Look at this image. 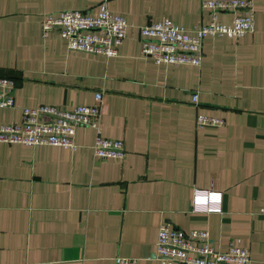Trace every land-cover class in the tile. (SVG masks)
<instances>
[{"label": "crops", "instance_id": "crops-1", "mask_svg": "<svg viewBox=\"0 0 264 264\" xmlns=\"http://www.w3.org/2000/svg\"><path fill=\"white\" fill-rule=\"evenodd\" d=\"M99 1L0 0V74L14 80L0 123L22 106L91 104L99 90L98 133L124 147L95 158L86 125L73 149L0 142V264H160V220L204 228L220 250L247 246V264H264V0H252V31L205 35L198 65L154 63L137 27L167 17L191 29L209 19L201 0H103L130 22L113 55L67 49L57 28L41 35L42 13L94 14ZM197 113L223 124L197 126ZM193 188L220 191V211L191 210Z\"/></svg>", "mask_w": 264, "mask_h": 264}, {"label": "built area", "instance_id": "built-area-1", "mask_svg": "<svg viewBox=\"0 0 264 264\" xmlns=\"http://www.w3.org/2000/svg\"><path fill=\"white\" fill-rule=\"evenodd\" d=\"M201 6L209 9V19L191 29L167 17L138 25L141 54L150 57L154 63L198 65L205 35L237 37L253 30L252 0H201ZM220 11L231 13L228 22L217 19ZM129 24L123 16L110 12L101 0L94 14L79 9L42 13L40 30L41 35L46 36L49 30L57 28L67 49L113 55ZM13 87L14 80L0 74V106H13ZM196 97L193 92L191 100L195 101ZM100 100L101 91L94 90L91 104H74L68 108L46 103L22 106L18 121L0 123V142L54 144L73 149L76 146L73 140L75 127L86 125L96 131L90 145L95 158H121L124 154L122 140L98 133ZM195 124L221 125L223 119L197 113ZM191 210L220 211V191L193 188ZM259 212L264 213V207H260ZM152 257L160 264H247L250 260L247 246L230 240L225 249L220 250L210 244L206 229H182L165 220L158 222ZM113 262L136 264V258L115 255Z\"/></svg>", "mask_w": 264, "mask_h": 264}, {"label": "rangeland", "instance_id": "rangeland-1", "mask_svg": "<svg viewBox=\"0 0 264 264\" xmlns=\"http://www.w3.org/2000/svg\"><path fill=\"white\" fill-rule=\"evenodd\" d=\"M230 16H231V13H230Z\"/></svg>", "mask_w": 264, "mask_h": 264}]
</instances>
